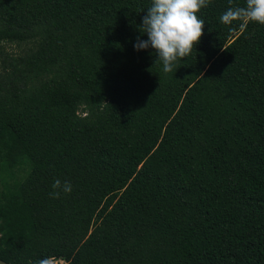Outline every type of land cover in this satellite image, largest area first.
Wrapping results in <instances>:
<instances>
[{"label":"trees","instance_id":"obj_1","mask_svg":"<svg viewBox=\"0 0 264 264\" xmlns=\"http://www.w3.org/2000/svg\"><path fill=\"white\" fill-rule=\"evenodd\" d=\"M150 3L0 0V44L31 43L0 63L1 259L264 264V24L208 0L165 73L133 47Z\"/></svg>","mask_w":264,"mask_h":264},{"label":"clouds","instance_id":"obj_2","mask_svg":"<svg viewBox=\"0 0 264 264\" xmlns=\"http://www.w3.org/2000/svg\"><path fill=\"white\" fill-rule=\"evenodd\" d=\"M207 3L208 0H151L140 24L147 38L138 36L133 47L136 50L154 49L162 71L172 72L177 69V62L190 55L199 42L205 20L197 13ZM245 18L264 24V0H246L244 6L228 7L219 17L221 22L227 24ZM72 188L70 181L57 178L52 183L53 191L49 195L59 197L62 193H70ZM38 264L51 262L44 257Z\"/></svg>","mask_w":264,"mask_h":264},{"label":"rangeland","instance_id":"obj_3","mask_svg":"<svg viewBox=\"0 0 264 264\" xmlns=\"http://www.w3.org/2000/svg\"><path fill=\"white\" fill-rule=\"evenodd\" d=\"M31 46V43L28 42H3L0 44V63L2 59H5L9 56H14L19 53L27 52L28 48ZM2 71V70H1ZM1 175V173H0ZM3 184L1 183L0 178V191L3 189ZM51 264H64L65 260H63L61 257H51L49 258Z\"/></svg>","mask_w":264,"mask_h":264},{"label":"water","instance_id":"obj_4","mask_svg":"<svg viewBox=\"0 0 264 264\" xmlns=\"http://www.w3.org/2000/svg\"><path fill=\"white\" fill-rule=\"evenodd\" d=\"M0 264H11V263H9V262H7V261H5V260L0 258Z\"/></svg>","mask_w":264,"mask_h":264}]
</instances>
